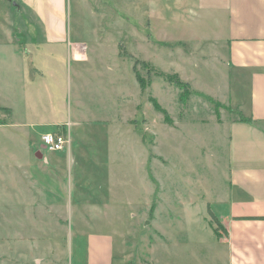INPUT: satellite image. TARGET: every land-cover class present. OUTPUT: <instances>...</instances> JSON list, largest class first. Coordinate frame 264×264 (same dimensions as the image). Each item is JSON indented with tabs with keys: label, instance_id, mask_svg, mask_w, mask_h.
Masks as SVG:
<instances>
[{
	"label": "rangeland",
	"instance_id": "374dc122",
	"mask_svg": "<svg viewBox=\"0 0 264 264\" xmlns=\"http://www.w3.org/2000/svg\"><path fill=\"white\" fill-rule=\"evenodd\" d=\"M0 2L10 7V21L17 26L14 30L21 29L15 36L22 37L26 31L18 26L25 14L14 3ZM148 2L64 0L67 34L66 44L61 45H66L68 57L63 48L53 55L52 81L45 71L50 57L46 48L31 46L15 53L8 45H0V264H82L86 235L99 226L100 230L115 232L112 227L116 225V232L135 246L142 237L140 229L152 231L147 224L151 212L161 207L199 209L202 224L214 223L209 220L211 214L215 216L210 207L217 208L216 201L225 194L227 182L225 121L237 112L224 109L221 118L225 123H218L214 104L194 98L185 105L180 101L181 90L167 80L178 79L175 73L157 76L156 69L169 64L175 68L184 55L177 43L159 45L154 41V48H150L141 38ZM10 40L16 44L15 38ZM68 42L85 46L87 62L72 59ZM129 52L148 58L155 68L138 67L143 81L149 83L148 75L152 77V91L146 93L144 84H135L134 58ZM77 69L82 74L79 77L74 73ZM97 71L100 76L95 75ZM117 71L121 75V100L113 118L107 109L99 111L102 104H113L111 97L113 90L116 96L118 85L107 78ZM202 72L206 85L195 86L201 98L210 92L220 95L223 70L203 71L201 67ZM99 82L104 89L100 95ZM46 87L52 88V103ZM134 93L138 102L142 98L138 109L132 103ZM123 94L127 96L122 98ZM84 104L94 115L84 111ZM156 105L167 109L171 122ZM68 120L72 123L71 163L66 154L48 151L41 142L43 133L56 128L45 122ZM51 157L57 163L55 169L48 164ZM80 194L89 205L76 203ZM44 198L74 204H65L64 214H47L32 204ZM103 204L112 211L98 215L93 207L102 208ZM143 216L145 220L140 219ZM200 234L208 236L206 231ZM185 240L178 239L184 241L185 259L191 257L192 247L204 256L202 240L201 244L195 238Z\"/></svg>",
	"mask_w": 264,
	"mask_h": 264
},
{
	"label": "crops",
	"instance_id": "0c3cea01",
	"mask_svg": "<svg viewBox=\"0 0 264 264\" xmlns=\"http://www.w3.org/2000/svg\"><path fill=\"white\" fill-rule=\"evenodd\" d=\"M148 1L149 8L147 7L146 10L145 28L144 33H140L141 38L150 48H154V41L167 45L177 43L180 46L178 50L181 49L180 52L184 55V58L181 57V62L174 65L175 68L169 64L167 67L156 69L157 76L162 78V74L172 71L188 87V95L183 99L179 97L184 105L191 100L194 101L193 98L195 101L202 99L206 102L204 104H214L215 119L218 123L224 125L227 122L224 133L228 166L226 191L223 196L218 197L217 208L210 207L215 216L209 211L211 214L209 220H213L214 223L202 224L199 209L182 208V206L153 209L152 219L147 223L153 227L152 231H147L148 228L140 229L143 232L142 237L135 246L132 245L133 241L116 232L119 230L116 225L112 227L115 232L100 230L101 226H99L97 231L86 235L85 259L84 263L81 259V263L264 264V0H161L162 4H159V0ZM7 2L15 3L18 11L25 14L22 25L18 27H22V31L26 32H22L20 38L15 36V33L19 34L21 29L18 32L14 30L17 26L10 21L11 9L7 4L3 5L0 2V45H8L15 53L20 51L19 48L25 50L31 46L46 48L44 51L50 57L48 65H45V71L51 80L52 69L56 64L53 55L58 53V48L61 50L63 48V52L66 51V45L64 47L61 45L66 44L67 34L64 0H7ZM10 38H15L16 44ZM158 50L164 51L161 48ZM129 53L134 58L135 84L141 87L144 84L143 89L146 93L148 90L152 91V77L148 75L149 83L147 79L143 81L141 73H138V67L144 65L145 68L146 66L155 68L149 65L148 58H138L135 54ZM86 59L88 60L87 54H85ZM151 62L154 63L153 60ZM201 67L203 71L211 68L223 70L224 83L219 86L224 88H219L220 95L210 92L206 98H201V92L195 89L196 85L198 87L206 85L205 72L199 73ZM86 69L89 71L87 65ZM118 71L116 74L112 72L107 78L108 81L118 85L116 96L113 90L111 97L114 100L113 104L107 107L102 104L99 111L102 113L107 109L113 114V118L121 100L119 84L121 75L119 76ZM74 73L77 77L82 75L79 69ZM95 75L100 76V72L97 71ZM46 88L45 93H48L49 102L52 103V88ZM97 91L99 95L104 92L101 84ZM228 92L233 95L230 96ZM126 96L123 94L122 98ZM132 97L134 108L138 109V105H142V98L138 102L135 93ZM145 99L147 100V95ZM82 104L80 102V105ZM83 106L84 111L86 110L90 116L94 115L89 106L85 104ZM163 109L168 114L167 122H171L169 112ZM224 109L232 111L230 113L236 111L238 114L233 113L234 117L228 115L227 121L223 122L221 112ZM45 124L55 125L54 131L50 132L61 129L69 131L72 125L69 120L57 124L50 122ZM71 151L70 137L68 148L59 151L68 156L69 163L73 161ZM39 154L42 158L43 155L40 152ZM48 164L55 169L57 163L55 160L52 161L51 157ZM43 167L51 174L55 173L46 166ZM23 174L27 179L28 172L25 171ZM27 181L31 183L32 180ZM77 197V204H88L83 195ZM32 204L43 209L47 214H64V205L68 204L71 207L74 203L71 200L59 202L44 198L37 204L35 202ZM102 206V208L93 207L98 215L106 213L107 210L110 212L111 207L107 204ZM140 219L145 220L146 216ZM106 224L111 225L109 220ZM216 227L217 231H215ZM202 231L208 232L207 238H203L200 234ZM184 237L187 242L189 239L194 241L195 238L201 244L202 240L203 249L206 250L204 256L201 257L199 249L192 247L191 257L189 260L185 259L184 241H178L179 238Z\"/></svg>",
	"mask_w": 264,
	"mask_h": 264
},
{
	"label": "built area",
	"instance_id": "2783aa9c",
	"mask_svg": "<svg viewBox=\"0 0 264 264\" xmlns=\"http://www.w3.org/2000/svg\"><path fill=\"white\" fill-rule=\"evenodd\" d=\"M70 48V56L75 60L85 59V46L76 42L67 43ZM78 55V56H77ZM42 147L51 152L66 150L70 144L69 131L61 129L55 132H45L41 135Z\"/></svg>",
	"mask_w": 264,
	"mask_h": 264
},
{
	"label": "trees",
	"instance_id": "16d2710c",
	"mask_svg": "<svg viewBox=\"0 0 264 264\" xmlns=\"http://www.w3.org/2000/svg\"><path fill=\"white\" fill-rule=\"evenodd\" d=\"M169 82H173L175 83L176 87H178L181 91H180V97H182V99L184 97H186L189 93L188 87L186 85V83L182 82L179 78L178 79H173V81L168 78L167 79ZM157 109H160L162 111V113H164V117L166 120H168V114L166 113V111L159 105V107H157ZM215 231H217V227L215 228Z\"/></svg>",
	"mask_w": 264,
	"mask_h": 264
},
{
	"label": "water",
	"instance_id": "95a60500",
	"mask_svg": "<svg viewBox=\"0 0 264 264\" xmlns=\"http://www.w3.org/2000/svg\"><path fill=\"white\" fill-rule=\"evenodd\" d=\"M14 5H15V3H14ZM39 156H40V154H39Z\"/></svg>",
	"mask_w": 264,
	"mask_h": 264
}]
</instances>
